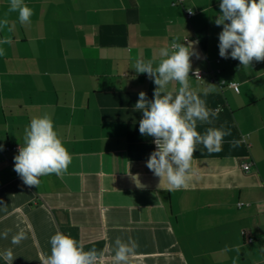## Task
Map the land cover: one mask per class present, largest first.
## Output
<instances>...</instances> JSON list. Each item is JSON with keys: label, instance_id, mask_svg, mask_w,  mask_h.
<instances>
[{"label": "crops", "instance_id": "crops-1", "mask_svg": "<svg viewBox=\"0 0 264 264\" xmlns=\"http://www.w3.org/2000/svg\"><path fill=\"white\" fill-rule=\"evenodd\" d=\"M220 2L24 0L33 15L22 25L0 0V19H9L0 29L8 41L0 43V233L11 229L0 252L11 248L12 264H45L56 231L103 253L97 264H112L117 237L137 244L128 264H264V61L220 59ZM173 41L195 53L192 90L220 109L196 130L230 131L218 153L196 146L187 186L175 190L146 167L153 137L139 133L134 109L156 87L135 62L157 66ZM44 114L72 161L62 176L28 186L7 147H23L25 127ZM21 231L26 238L13 244Z\"/></svg>", "mask_w": 264, "mask_h": 264}, {"label": "clouds", "instance_id": "clouds-1", "mask_svg": "<svg viewBox=\"0 0 264 264\" xmlns=\"http://www.w3.org/2000/svg\"><path fill=\"white\" fill-rule=\"evenodd\" d=\"M219 8L221 15L215 19V24L222 26L218 35L219 56L238 60L243 67H249L253 60L264 61V0H221ZM8 13H17L18 22L23 25L31 22L33 10L24 0H9ZM8 13L0 19V29L9 24ZM194 54L192 47L189 49L183 43L173 41L169 47L160 49L161 59L157 66L154 67L151 60L138 59L134 64V70L138 74H147L156 86L151 100L141 91L134 107L142 113L139 133L153 137L156 146L147 159L146 167L160 181L166 179L171 190L187 186L197 145L202 144L210 154L218 153L222 151L224 137L230 135V131L223 128L209 127L203 133L196 130L198 121L211 124L209 117H215L220 109H209L205 100L191 88L189 73ZM3 55L4 50L0 48V56ZM194 75L201 80L199 69ZM171 82L179 84L175 93L166 91ZM208 86L209 92L217 90L215 85ZM230 86L236 85L232 82ZM237 145L238 142L233 146ZM13 161V170L23 183L37 186L41 176H62L72 156L59 138L53 120L44 114L32 117L25 127L23 147L19 146ZM10 231L7 229L0 233V237L7 239ZM25 238L21 231L12 236L11 242L18 245ZM49 244L50 254L45 255V264H97L103 255L95 248L84 251L78 241L60 231L49 238ZM136 247L131 238L125 242L117 237L112 248V264H128ZM228 250L226 245L225 251ZM0 255L7 264H12L15 259L11 248L0 252Z\"/></svg>", "mask_w": 264, "mask_h": 264}, {"label": "built area", "instance_id": "built-area-1", "mask_svg": "<svg viewBox=\"0 0 264 264\" xmlns=\"http://www.w3.org/2000/svg\"><path fill=\"white\" fill-rule=\"evenodd\" d=\"M193 12L191 11V10H188L187 12H186V16L188 17V18H191L192 16H193ZM189 40L188 39H184V42L185 43H187ZM220 59H221V57H220ZM220 59L218 60V62L220 61ZM219 72V71H218ZM193 75H194V73H193ZM195 76V75H194ZM196 77V76H195ZM199 77H200V72H199ZM222 85H224V82H222ZM236 86L235 87H233V86H230V83L228 84V86L230 87V88H234L235 90H237V84H235ZM153 140H154V138H153ZM18 148H19V146H12V147H7V150H13V151H18ZM153 149H154V151L156 150V146H155V144H154V142H153ZM249 167H250V165L249 164H245V165H243V169L244 170H246V171H248L249 170Z\"/></svg>", "mask_w": 264, "mask_h": 264}]
</instances>
